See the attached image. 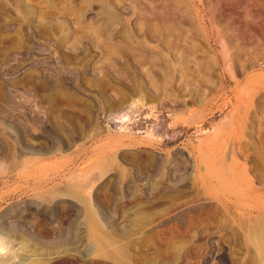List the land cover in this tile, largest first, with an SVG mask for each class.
<instances>
[{
    "label": "rangeland",
    "instance_id": "374dc122",
    "mask_svg": "<svg viewBox=\"0 0 264 264\" xmlns=\"http://www.w3.org/2000/svg\"><path fill=\"white\" fill-rule=\"evenodd\" d=\"M261 131L264 0H0V264H260Z\"/></svg>",
    "mask_w": 264,
    "mask_h": 264
},
{
    "label": "bare ground",
    "instance_id": "6f19581e",
    "mask_svg": "<svg viewBox=\"0 0 264 264\" xmlns=\"http://www.w3.org/2000/svg\"><path fill=\"white\" fill-rule=\"evenodd\" d=\"M248 1V0H247ZM149 4V3H148ZM250 4H248V6H249ZM230 9V8H229ZM247 18V17H246ZM245 18V19H246ZM212 19H214V17L212 18ZM211 19V20H212ZM188 20V19H187ZM214 21V20H213ZM212 22V21H211ZM212 23H214V22H212ZM177 25V24H176ZM213 25V24H212ZM175 27H177V26H175ZM174 29H176V28H174ZM173 29V30H174ZM177 30V29H176ZM173 32V31H172ZM175 32V31H174ZM191 32V31H190ZM177 33L179 34V32L177 31ZM185 36V35H184ZM201 37V36H200ZM180 39H182V38H180ZM221 39V38H220ZM251 39V38H250ZM224 40V39H223ZM184 42V41H183ZM185 44V43H184ZM186 45V44H185ZM184 45V46H185ZM187 46V45H186ZM251 46V45H250ZM188 48V47H187ZM186 53H187V51H186ZM217 54H218V52H217ZM200 55H201V53H200ZM219 56V55H218ZM221 57V56H220ZM215 58V57H214ZM193 59V58H192ZM201 61H200V64H201V67H202V69L203 70H207V67L205 66V58H201L200 59ZM224 74V73H223ZM224 79H225V76H224ZM225 81V80H224ZM225 85V84H224ZM222 87V86H221ZM245 89V88H244ZM251 89V88H250ZM253 89V88H252ZM249 90V89H248ZM219 91V90H218ZM251 91V90H250ZM215 98H214V96H212L209 100H208V103H209V101H211V100H214ZM233 114V113H232ZM240 130H241V134L242 135H244V133L246 132L245 131V127H244V125H240ZM259 141V140H258ZM260 142H261V144H260V148H258V149H256L257 150V152L256 153H258V157L260 158V160H261V163H263L264 164V131H261L260 132ZM231 143V142H230ZM244 145H245V143H240L239 144V147L241 148V149H243V147H244ZM232 146V145H231ZM231 146L229 147V149L230 150H232V154L234 153V148L232 147L231 148ZM229 149L227 148V152H229ZM231 152V151H230ZM230 153H228V155H229ZM226 156V155H225ZM230 156V155H229ZM228 156V157H229ZM227 157V156H226ZM227 157V158H228ZM246 157H247V155H246ZM245 157V158H246ZM257 157V156H256ZM226 158V159H227ZM230 158V161H229V163H228V167L226 168L227 169V172H228V174H230L231 175V177L233 178V180H234V182H235V184L236 185H243V186H245L246 187V191H248V193H247V195H249V196H257V188L255 187V185H254V183H253V179H252V177H250L249 175H248V166H247V164H244V163H241V162H239L237 159H236V157L235 156H233V155H231V157H229ZM225 163V162H224ZM260 164V163H259ZM207 167V169H208V171L211 173V171H212V166H211V164H210V162H208V165L206 166ZM218 182V183H222V179L219 177V176H215V175H211L207 180H205V183H209V184H214L215 182ZM254 224V223H253ZM254 227V228H253ZM253 227H251L250 229L249 228H247L246 230H245V232H246V234L251 238V239H253L254 240V243H256L257 245H258V247H259V249L261 250V251H263L264 252V221H258V222H256L255 223V225L253 226ZM260 264H264V258H263V260L260 262Z\"/></svg>",
    "mask_w": 264,
    "mask_h": 264
}]
</instances>
